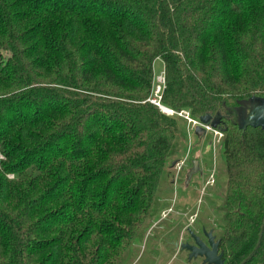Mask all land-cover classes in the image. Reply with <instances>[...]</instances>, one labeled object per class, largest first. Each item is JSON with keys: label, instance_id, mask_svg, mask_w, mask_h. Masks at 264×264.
Here are the masks:
<instances>
[{"label": "trees", "instance_id": "obj_1", "mask_svg": "<svg viewBox=\"0 0 264 264\" xmlns=\"http://www.w3.org/2000/svg\"><path fill=\"white\" fill-rule=\"evenodd\" d=\"M156 60L161 107L218 120L223 263L262 228L264 264V0H0V264L126 263L186 145Z\"/></svg>", "mask_w": 264, "mask_h": 264}, {"label": "rangeland", "instance_id": "obj_2", "mask_svg": "<svg viewBox=\"0 0 264 264\" xmlns=\"http://www.w3.org/2000/svg\"><path fill=\"white\" fill-rule=\"evenodd\" d=\"M153 73L155 95L164 84L160 60L154 62ZM195 130L190 140L186 137V145L178 158L181 161L186 157L181 173L176 176L171 161L166 163L150 215L135 237L125 264H202L198 259L188 262L185 253L173 251L174 244L188 241L189 233L201 237L204 232L213 231L216 239L222 235L224 223L220 208L226 189V171L221 141L211 131L203 130L197 136ZM194 162L198 163L199 171L189 178ZM168 210L167 218L158 223L162 213Z\"/></svg>", "mask_w": 264, "mask_h": 264}, {"label": "water", "instance_id": "obj_3", "mask_svg": "<svg viewBox=\"0 0 264 264\" xmlns=\"http://www.w3.org/2000/svg\"><path fill=\"white\" fill-rule=\"evenodd\" d=\"M249 112L247 114L242 113V118L240 121V128L244 132L246 128H260L262 131H264V99L259 98H252L249 101L248 104ZM165 110V108H162ZM200 124L206 127H209L211 129H215L218 120H213L211 117L206 116L199 120ZM200 132H203L201 128H197L195 130L196 135ZM199 135V134H198ZM174 166V163L171 165V167ZM199 171L198 169V163L194 162L192 170L188 173V177L190 178L192 175L196 174ZM262 231L263 229H260L257 243L255 245V248L251 255L246 258L245 261H243L240 264H245L252 255L256 252L260 245L261 237H262ZM191 239L193 240V244H183L180 245L181 251H186L189 253L188 256V262L196 259H202V264H224L222 260V255L219 254L218 251V245L219 242L215 241V237L212 235V232L210 231L208 234L205 235V238L207 240V243L204 244L199 240L198 237L193 235V233H189ZM179 245L175 244L174 247L177 249Z\"/></svg>", "mask_w": 264, "mask_h": 264}, {"label": "built area", "instance_id": "obj_4", "mask_svg": "<svg viewBox=\"0 0 264 264\" xmlns=\"http://www.w3.org/2000/svg\"><path fill=\"white\" fill-rule=\"evenodd\" d=\"M164 85V84H163ZM163 85H162V89L160 90V92L158 91L155 95L153 94V98L149 101L151 104L155 105L156 107H158L161 112L167 116H176L180 119H182L185 122V131L187 133L188 139L190 140V136L191 134L194 132V130L196 128H201L204 131H211L213 133V135L215 136V138H217L218 142L221 140L222 138V134L219 131H216L215 129H211L209 127L203 126L200 124L199 121L194 120L193 118H191V116L189 115L188 112H180V113H174L173 111H170L168 109H162L163 107L160 106V99H161V93L163 90ZM155 87V85H154ZM190 149V143H189V148ZM185 161H186V157L183 160H178V162L176 161L175 165H174V170L176 173V176H178L183 167L185 166ZM170 213V210H168L167 212L162 213V216L160 218V220H165L167 218V215Z\"/></svg>", "mask_w": 264, "mask_h": 264}, {"label": "flooded vegetation", "instance_id": "obj_5", "mask_svg": "<svg viewBox=\"0 0 264 264\" xmlns=\"http://www.w3.org/2000/svg\"><path fill=\"white\" fill-rule=\"evenodd\" d=\"M192 167H193V164H192ZM189 171H191V170H189ZM210 231H208V232H204L203 234H202V236L200 237H198L199 238V240L201 241V242H203L204 244H206L207 243V240H206V238H205V235L206 234H208ZM212 232V235L214 236V234H213V231H211ZM215 237V236H214ZM215 241H218V239H216V237H215ZM177 244V243H176ZM183 244H189V245H192L193 244V240L190 238L188 241H186V242H182L181 244H179V246L177 247V250H179V252L180 253H185V256H186V258L188 259V256H189V253L188 252H186V251H181L180 250V245H183ZM175 245V244H174ZM176 249V248H175ZM186 259V260H187ZM197 260V259H196ZM198 260H200V262H202L203 260L202 259H198ZM188 261V260H187ZM193 261V260H192ZM191 262V261H190Z\"/></svg>", "mask_w": 264, "mask_h": 264}, {"label": "crops", "instance_id": "obj_6", "mask_svg": "<svg viewBox=\"0 0 264 264\" xmlns=\"http://www.w3.org/2000/svg\"><path fill=\"white\" fill-rule=\"evenodd\" d=\"M198 136V135H197ZM163 221V220H162ZM161 222V220L159 219V221H158V223H160ZM173 251H175V252H178V250L177 249H175V250H173ZM180 253V252H179ZM181 254V253H180ZM186 257V256H185ZM187 262V261H186Z\"/></svg>", "mask_w": 264, "mask_h": 264}]
</instances>
